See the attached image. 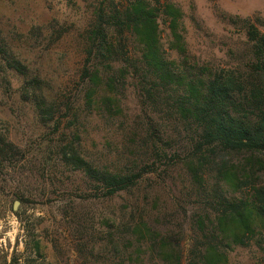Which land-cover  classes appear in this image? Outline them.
<instances>
[{
  "label": "trees",
  "instance_id": "16d2710c",
  "mask_svg": "<svg viewBox=\"0 0 264 264\" xmlns=\"http://www.w3.org/2000/svg\"><path fill=\"white\" fill-rule=\"evenodd\" d=\"M161 14L170 19L171 49L182 60L170 59L162 48ZM181 17L179 9L163 8L160 1L105 0L94 8L82 34L79 109L116 123L131 87L141 108V115L125 129L123 146L106 156L92 159L74 146L62 150V165L82 174L86 185L85 194L64 214L76 240L102 236L104 230L96 229V224L110 231L105 241L112 259L97 261L93 252L86 256L97 263L140 264L142 254L149 252L163 264H183L182 246L168 237L164 227L155 226L159 217L149 215L150 200L142 187L150 176L159 179L178 165L190 176L199 210L191 216L196 236L191 264H226L235 247L251 244L256 224L264 223V185L256 184L257 173L264 170V25L254 17L242 19L248 46L245 60L214 69L187 61L178 32ZM11 43L0 31V71L23 77L26 99L42 123H52L59 111L54 97L47 93L40 73L31 70L29 60L17 54ZM75 107L70 103L66 111L69 115L74 111L73 117L79 119ZM17 153L0 133V163H12ZM240 155L248 158L239 173L230 158ZM115 199L126 207L109 216L77 210L94 201ZM151 204L157 206V197ZM35 250L40 253V242Z\"/></svg>",
  "mask_w": 264,
  "mask_h": 264
},
{
  "label": "rangeland",
  "instance_id": "374dc122",
  "mask_svg": "<svg viewBox=\"0 0 264 264\" xmlns=\"http://www.w3.org/2000/svg\"><path fill=\"white\" fill-rule=\"evenodd\" d=\"M152 1L181 11L178 32L190 64L223 69L242 63L248 46L241 20L254 17L264 25V0ZM102 2L105 0H0L2 35L12 41L17 54L29 60L31 70L40 73L47 93L59 107L52 123H42L33 103L23 94V77L13 71H0V133L19 151L12 163H0V264H100L98 260L112 259L111 247L105 241L110 231L105 227L95 225L99 231L104 230L98 238L76 240L70 219L64 214L66 207L72 208L74 200L85 194L86 185L82 174L62 165V150L67 146H74L92 159L123 146L129 122L141 115L132 87L116 123H106L97 114L79 109L83 97L79 69L84 62L81 38L94 8ZM233 19L236 23L229 25ZM158 22L163 50L170 59L182 60L171 49L174 39L170 19L161 14ZM70 103L79 109V119L73 117L74 111L72 115L66 111ZM246 158H230L239 173L246 166ZM150 178L142 186L150 200L149 215L159 217V225L155 226L164 227L168 237L180 243L183 264H191L190 249L196 241L191 216L199 210L190 176L178 165L159 179ZM256 184L264 185V170L257 173ZM155 197L156 207L151 204ZM124 207L121 199H115L94 201L77 210L98 217ZM263 225L256 224L254 240L248 246L235 247L226 264H264ZM36 242L41 243L40 253L35 250ZM130 251L134 253V248ZM91 252L96 262L86 257ZM141 259L144 261L140 264H163L155 253H143Z\"/></svg>",
  "mask_w": 264,
  "mask_h": 264
},
{
  "label": "water",
  "instance_id": "95a60500",
  "mask_svg": "<svg viewBox=\"0 0 264 264\" xmlns=\"http://www.w3.org/2000/svg\"><path fill=\"white\" fill-rule=\"evenodd\" d=\"M18 206V202H15L14 209L16 210Z\"/></svg>",
  "mask_w": 264,
  "mask_h": 264
}]
</instances>
